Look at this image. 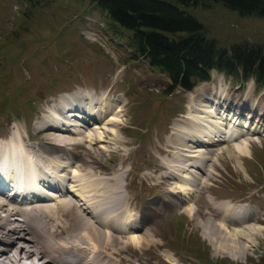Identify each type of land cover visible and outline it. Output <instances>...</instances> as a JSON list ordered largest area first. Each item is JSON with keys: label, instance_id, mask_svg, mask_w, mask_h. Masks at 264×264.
Returning a JSON list of instances; mask_svg holds the SVG:
<instances>
[{"label": "rangeland", "instance_id": "1", "mask_svg": "<svg viewBox=\"0 0 264 264\" xmlns=\"http://www.w3.org/2000/svg\"><path fill=\"white\" fill-rule=\"evenodd\" d=\"M187 11L198 19L205 28L206 35L214 39L220 47L229 49L246 43L264 48V18L242 17L219 4L207 1ZM105 23L102 13L90 4V0H0V138H15L16 134L34 137L39 132V122L45 115L51 114L48 113L51 104L54 105L66 93L88 91L95 94L94 98H98L110 92L108 100L116 102L111 104V111L114 112L117 105H123L124 112L119 113V118L115 117L118 127H105L108 130L113 129L115 134H104L102 142L111 144H93L94 150L101 146V151L106 153L99 155L90 150L91 154L88 153L87 157L93 155L96 164L103 159L106 166L123 168L121 183L129 184L130 188L129 191L122 190V195L127 199L134 198L137 210L147 205L153 212L154 216L148 215L142 227L152 230L148 237L158 248L152 247L151 252L146 254L143 252L142 258L148 260L149 264H264L263 135L253 134L250 137L247 149L250 151L249 157L245 156L248 151L239 157L232 151L233 147L219 143V146L211 148V154L206 155L204 166L195 162L196 166L198 164V167L211 172L213 156L216 165L208 180L204 177L199 180L197 178L196 186V180L192 182V197L183 193L184 196L181 197L185 202L180 209L171 207L169 198L164 197L167 193L168 197L172 195L174 198L177 192L174 187L167 186L164 189L160 186L165 173L157 171L159 167H156L158 163H171L173 152L180 148V133L178 139L169 138V135L174 121L184 118L188 104L192 109V97H199L195 103L192 101L193 105L198 104L204 99L201 97L204 91L208 93L210 89H215L221 100L232 101L231 109H235L231 110L233 113L244 117V111L248 115L251 111L249 117L253 122L260 120V115L264 121V111L261 110L264 109V87L258 88L250 79L243 81L227 78L213 71L210 83L198 85L191 93L177 90L167 96L165 91L169 84L168 78L150 68L144 60H136V55ZM209 96V99H215ZM203 105L211 106L210 102ZM245 107L249 111L244 110ZM199 114L204 116L203 113ZM108 116L104 121H99L103 127ZM48 118L43 120L41 126ZM92 127L89 126L91 129ZM80 130L82 133L78 137L77 134L69 135L81 144L75 149L77 157L83 145L89 147L91 139L87 138L89 142L84 143L86 139L82 135L91 131ZM188 130L196 137L202 135L199 126H191ZM94 132L93 135H96ZM25 143L35 147H44L42 145L45 144L40 143L38 138L34 141L26 140ZM233 143L236 144L235 141ZM242 143L239 147L246 146L245 141ZM70 150L67 151L70 155L60 164L66 165L72 158ZM198 158L201 161V157ZM176 165H181L180 169L186 167L185 163L177 162ZM192 165L189 163V166ZM88 167L86 173L95 176L97 186L110 188L107 189L104 202L97 199L100 200L99 207L106 212L109 210L111 214L116 212V217L125 213L124 217H134L127 212L131 211L129 206L116 203L115 188L118 181L113 178L115 176L109 180L98 179L109 176L98 167H93V164ZM169 167L174 171L175 167ZM197 172L199 176L202 175L200 171ZM126 174L127 177L124 178ZM62 175L71 176L70 170ZM78 183L81 185L83 182L81 180ZM70 185L69 180L65 186L68 189ZM48 193L55 194L51 191ZM72 195L74 193L69 196ZM54 196L58 198H48L42 203L57 207L61 203H56L60 194L56 193ZM227 205L237 212L241 210L244 213H253L257 219H252L248 222L249 225L241 228H232L237 226L235 224L220 223L223 218L222 210ZM188 210L191 214H187ZM210 210L219 212V215H214ZM78 216L82 215L73 206L71 214L65 217L66 221L62 220L64 227L72 229L78 226ZM18 219L20 220L19 217ZM217 224L225 227L230 234L236 235V242L242 241L246 247L249 244L250 249L245 251L246 248L240 242V251L216 250L219 245H225V236L219 231ZM253 228H259V232L254 233ZM234 230L243 231V236L235 234ZM58 233L59 236L66 235L63 231L62 234ZM139 234L140 232L136 236ZM116 238L120 245L129 241L127 235H118ZM246 238L248 242L245 241ZM229 246L227 243L228 249ZM125 258V252L122 251L119 259ZM128 263L134 264V261L129 258Z\"/></svg>", "mask_w": 264, "mask_h": 264}, {"label": "bare ground", "instance_id": "2", "mask_svg": "<svg viewBox=\"0 0 264 264\" xmlns=\"http://www.w3.org/2000/svg\"><path fill=\"white\" fill-rule=\"evenodd\" d=\"M204 92H201V97L204 99L199 101L198 104L196 103L193 105L192 103V101L195 103L197 98L199 99L198 96L190 99L192 109L188 104L187 113L184 118L175 120V124L171 127L169 138L178 139V134L180 133V148L173 152L171 163L167 165L160 163L156 164V167H159L157 171L165 173L161 178L162 181L160 182V186L164 189H167V186L169 188L174 187L175 192H177L174 198H172L171 194V197H168L167 193L164 196L165 198H169L171 202L170 206L174 209L182 208L185 202V200H182L184 196L183 193L192 197L194 190L191 184L193 181L195 182L197 178V180L203 179V177L206 180L210 178L213 173L212 168L216 165L213 156L211 157V163L213 164L211 165V172L210 170L206 171V168L198 167V164L204 166V161L207 160L206 155L211 154L213 150L211 148L213 146H219V143H224V145L227 146L230 145L229 147H233L234 149L232 151L237 153L240 157L248 151V141H250V137L253 134H261L264 136V121L262 115L258 118L260 120L253 122L249 117L251 111L249 115L248 113L245 114L246 111H244V117L241 114H235L232 112L235 109H231L232 101L224 102L221 100L220 97H217V93L219 92L215 91V89H210L208 91L210 94ZM79 94L81 93H76L72 99L63 100L64 98H62L61 101L54 103L51 107V114L45 115L39 122V132L34 137L28 134L24 137L16 134L18 138H15H17L19 144L26 140L34 141V139L38 138L40 143H45L42 145L44 147L24 144L23 148H19L17 147L18 145L15 142L14 136L9 139V142H5L4 144L0 143V168L6 170L7 174H11L12 177L17 178L23 174L22 168L25 166L24 163H27L30 167H33L34 172H38L39 174L38 179L35 180L37 188H39L38 186H44L48 190L58 191L60 193V198L56 203L61 201L57 207L42 203L41 200L26 204H16L10 203L12 200H3L4 198L0 195V264H111L113 262H117V264H129V258L134 261V264H149L148 260L143 259L141 254H143V252H145L144 254L151 252L152 247L158 248L154 246V243L152 244L153 241L148 237L149 234L152 233V230L142 227L148 215L154 216L150 207L143 205L137 210L134 202L135 199H127L122 195V190L129 191L130 188L129 184L121 183L123 168L106 166L103 164V159L96 164L93 155H90L89 158L87 157L90 150L99 155L103 153V148L101 146L96 150L92 147L96 144L103 143L102 137L104 134H115L113 129L108 130V128L105 127H118L116 118H119V113L122 114V112H124L122 109L123 105H117L114 111L117 114L113 115L114 112L111 111V104H115L116 102L115 100H108L110 92L98 98H94L93 95L85 96L84 94L78 96ZM209 95H211V98L215 99H209ZM206 102H208V104L210 102L211 106L203 105L206 104ZM241 104L242 102L238 105ZM197 107L202 110L197 109ZM240 109H242V107ZM244 110H248V108L245 107ZM261 110L264 111V109ZM199 113H203L204 116ZM107 116L106 124L104 123L103 127L100 125L101 123L99 124V121H104ZM111 116H113L112 119H110ZM205 116L207 118H205ZM46 117L49 118L46 123L41 126V123ZM243 118L246 120L243 121ZM90 125L93 126L92 129L89 128ZM191 126H199L202 130L201 137H196V135H193L188 130V128L191 129ZM80 129H84V131L88 130V132L91 131L82 135L83 138L86 139L84 143L89 142L87 138L91 139L88 145L90 148L83 145L77 157L75 149L78 148L77 146H81V144L78 141L76 142V139L70 138L69 135L72 136L77 134V137L80 136L82 133ZM93 132L96 133V135H93ZM41 135L46 141L42 140ZM233 141H235L236 144H234ZM244 141L246 146L243 145L239 147ZM103 144L108 145L111 143L104 142ZM69 148H71V150ZM68 150L72 152V158L68 160L69 162L66 165L60 164L62 162L64 163L65 159H67L66 157L70 155L67 152ZM249 154L250 151H248V154L245 156L249 157ZM198 157H201V161H198ZM126 160L127 159H125V161ZM177 162L178 164L185 163L186 167L183 169L181 168V170V165L177 167ZM195 162L198 163L197 166L194 164ZM208 162L210 163V160H208ZM189 163L193 165L189 166ZM91 164H93V167H98L109 176L98 179L109 180L115 176L113 178L118 181V186L116 188L114 187L117 192L116 203L118 202L120 206H129L131 211L127 212L132 214L135 218H130L128 215L124 217L126 213L123 216L117 215L116 217V212L115 214H111L109 210L106 212L103 211V208L99 207L100 200L104 202L105 194L108 192L107 189L110 188L97 186L95 176L86 173V170H89L88 166ZM169 165H171L172 168L175 167L174 171L170 169ZM69 170L71 176L62 175ZM93 171L95 172V169ZM197 171H200L202 175L199 176V172ZM96 175L98 176V173ZM60 177H63V179ZM126 177L127 174L124 178ZM69 180L71 185L68 189H65L66 182H69ZM81 180L83 183L80 185L78 181ZM48 183H51L52 186H49ZM178 184H180V186ZM177 185L179 188L176 187ZM33 192H36L34 195L45 196L39 193L38 189L37 191L34 189ZM73 193L74 196H69ZM55 194L48 193L45 197L52 199L51 197H55L53 196ZM98 195L100 196L96 198ZM56 198L58 197L56 196ZM71 204H73L83 217L78 216V218H80V220L77 221L78 226L69 229L64 227L62 220L66 221L65 217L71 214L73 208ZM229 207L230 206L227 205L223 208L221 213L223 218H221L222 220L220 223L226 222L235 224L237 226L232 228H241L249 225L252 219H257L253 213H244L241 212V210L237 212L233 207ZM135 210H137V212ZM42 211H44V213H42ZM210 211L216 216L219 215V212L215 210ZM104 212H106L105 216ZM187 214H191V211L188 210ZM17 217H19L20 220H17ZM84 217H86V219ZM220 225L221 224H217L216 226L225 236L223 239L225 245H219L216 250L222 249L229 252L233 250L240 251V242L242 243L241 246L246 248L245 251L250 249L249 244H247L248 246L246 247L244 242H236V235L233 233L230 234L226 231L225 227ZM61 230L66 232L65 238L57 235L59 234L58 232L62 234ZM252 231L257 234L259 228H253ZM139 232L140 234L136 236ZM233 232L239 236H243L242 234L244 233L238 230H234ZM118 235H120V237L121 235H127L129 241L122 242L120 245V241L116 238ZM245 241L248 242V239L246 238ZM227 243L230 245L229 249ZM122 251L125 252L126 256L124 260L119 259ZM237 257L239 258V256ZM235 258L236 257H233V259Z\"/></svg>", "mask_w": 264, "mask_h": 264}, {"label": "trees", "instance_id": "3", "mask_svg": "<svg viewBox=\"0 0 264 264\" xmlns=\"http://www.w3.org/2000/svg\"><path fill=\"white\" fill-rule=\"evenodd\" d=\"M206 1L242 17L264 18V0H90V4L136 60L168 78L167 96L178 89L192 92L210 82L213 71L227 78L252 79L263 88L264 48L246 43L220 47L187 11Z\"/></svg>", "mask_w": 264, "mask_h": 264}]
</instances>
